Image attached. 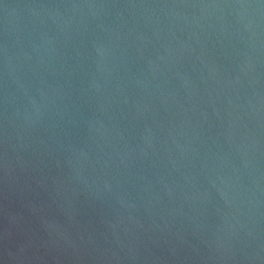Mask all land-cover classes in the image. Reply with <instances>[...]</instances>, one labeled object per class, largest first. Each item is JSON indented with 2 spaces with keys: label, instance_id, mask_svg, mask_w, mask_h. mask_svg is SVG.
<instances>
[{
  "label": "water",
  "instance_id": "water-1",
  "mask_svg": "<svg viewBox=\"0 0 264 264\" xmlns=\"http://www.w3.org/2000/svg\"><path fill=\"white\" fill-rule=\"evenodd\" d=\"M0 264H264V0H0Z\"/></svg>",
  "mask_w": 264,
  "mask_h": 264
}]
</instances>
